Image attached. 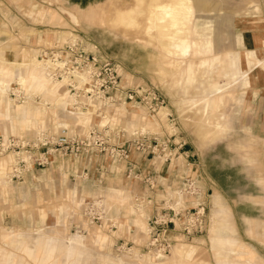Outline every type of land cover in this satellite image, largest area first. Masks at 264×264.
I'll return each mask as SVG.
<instances>
[{"label": "rangeland", "instance_id": "obj_1", "mask_svg": "<svg viewBox=\"0 0 264 264\" xmlns=\"http://www.w3.org/2000/svg\"><path fill=\"white\" fill-rule=\"evenodd\" d=\"M178 1L0 0V264H264V0Z\"/></svg>", "mask_w": 264, "mask_h": 264}, {"label": "built area", "instance_id": "obj_2", "mask_svg": "<svg viewBox=\"0 0 264 264\" xmlns=\"http://www.w3.org/2000/svg\"><path fill=\"white\" fill-rule=\"evenodd\" d=\"M52 54V61H49L48 64L44 63L46 65L44 68L45 71H48L49 79L59 84L62 82L64 86L62 87V84L60 86L65 90V96L67 94L73 96L76 103H74L72 111L76 113L80 110H88L89 107H81L80 105L83 104L77 103V100L79 98H98L102 95V92L99 90L100 83L98 76L96 77L95 70L89 64H85L82 61L80 63L76 60H69L60 63L59 56L55 52H52ZM43 56L45 57L46 54ZM75 74H79L83 78L79 79L75 77ZM60 131L59 135L52 136L49 142H45L44 147H48L47 152H57L64 155V153L69 151V154H77L78 151L75 145L78 141L68 134L69 130L66 128H61Z\"/></svg>", "mask_w": 264, "mask_h": 264}, {"label": "crops", "instance_id": "obj_3", "mask_svg": "<svg viewBox=\"0 0 264 264\" xmlns=\"http://www.w3.org/2000/svg\"><path fill=\"white\" fill-rule=\"evenodd\" d=\"M204 2H205V10H206V7H207V3H208V0H204ZM203 10L204 11V4H200L199 3V5H198V3H193V1H192V10ZM201 10V11H202ZM177 26V25H176ZM176 29L177 30H179L177 27H176ZM183 31H185V29H183V28H181ZM189 34H190V29H188V27H186V32H184V41H182V42H180V41H178L177 42V44L179 45V44H182L181 45V47L182 46H186L185 48H183V49H179L178 50V54H181V55H186L190 50H191V48H192V46H191V44H189V41H188V37H189ZM209 51H211V48H210V46H208V48H202V47H198L196 50H195V52L196 53H198L199 55H201L202 53H204V52H206V53H208ZM166 52V51H165ZM209 62H211V60H206V61H203L202 62V64L204 65V63H205V65L206 64H208ZM189 82H193V80L191 79V78H189ZM221 102V101H220ZM192 103V102H191ZM194 103V102H193ZM209 103H210V107H211V109L213 110V108H214V102H213V100H210L209 101ZM222 103V102H221ZM216 128H221V126L220 125H218V126H216ZM218 257V256H217Z\"/></svg>", "mask_w": 264, "mask_h": 264}, {"label": "bare ground", "instance_id": "obj_4", "mask_svg": "<svg viewBox=\"0 0 264 264\" xmlns=\"http://www.w3.org/2000/svg\"><path fill=\"white\" fill-rule=\"evenodd\" d=\"M174 1V0H173ZM191 6H192V1L191 0H179L178 2H176L173 7H176V8H180L182 9L185 13L184 15V19H188L189 18V14H191ZM173 7L171 6H162V13L163 15H166V16H169L170 14H174L172 13L173 12ZM125 16H128L126 14H124ZM165 23V24H164ZM168 23V24H167ZM122 24L126 25L127 26V23L125 21L122 22ZM164 25L160 26L159 28H164V29H168V30H172V31H176V25H172L170 22H167V21H163ZM166 53L170 56H175V54L169 52V51H166ZM220 89H216V91H219ZM62 127H66V126H62Z\"/></svg>", "mask_w": 264, "mask_h": 264}]
</instances>
